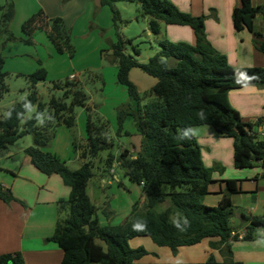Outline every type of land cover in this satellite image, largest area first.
Masks as SVG:
<instances>
[{"label": "trees", "instance_id": "obj_1", "mask_svg": "<svg viewBox=\"0 0 264 264\" xmlns=\"http://www.w3.org/2000/svg\"><path fill=\"white\" fill-rule=\"evenodd\" d=\"M118 2H132L140 6V12L150 18L149 27L159 35L165 25L190 26L196 34V43L172 42L163 39L160 50L148 63L138 60L140 52L133 47L135 56L127 52V44L120 32V16L115 8ZM102 6L113 11V24L118 37L111 45V62L117 68V81L128 89L136 107L120 109V130L125 119L133 116L137 132L142 136L135 155L124 149L116 158L108 159L109 171L114 163L120 165L133 183L141 186L146 197L144 210L133 207L129 219L119 225L104 224L98 216V207L89 194V182L94 176L93 160L100 151L112 147L110 122L102 117L94 119L89 96L81 80L68 78L55 83L54 88L64 91V99L52 97L49 103L40 101L36 85L48 79V71L39 62V69L26 78L30 82L28 97L15 103L0 119V151L14 144L23 135L31 134L34 145L27 149L32 163L46 175L58 174L70 188L67 200L58 202L60 213L66 217L57 222L52 240L64 251L60 264H144L142 258L149 253L144 247L134 248L129 241L149 237L160 247L176 252L180 247L200 244L205 239L212 249H218L225 257L220 262L211 253L206 264H242L234 259L231 243L237 240L256 239L258 228H264L263 217H247L242 213L246 235L239 237V227L233 224L237 208L231 194L240 191L238 180H225L224 199L216 206L204 203L216 182L214 174L222 167H207L202 150L193 133L197 126L210 125L224 137L235 140L234 162L237 168H249L258 163L264 170V138H260L256 126L260 124L243 119L229 102L231 91L248 85L264 86V68H240L230 64L228 57L220 53L206 35V16H194L182 12L170 0H100ZM15 15V5L8 4L2 15L9 23ZM264 17V0H240L233 12L238 31L255 30V19ZM28 36L25 42L32 44L37 32L46 33L59 54L75 55L71 28L65 20L49 17L44 10L31 16L22 26ZM264 52V42L261 44ZM5 61L0 55V100L10 91L6 81L9 73L4 70ZM139 68L154 77L153 98L147 104L140 103L138 87L131 80V71ZM70 100L67 102L66 100ZM84 108L88 114L84 144L73 141V148L82 160L77 170L67 161L48 151L58 128L76 126L75 108ZM36 109L32 117L28 114ZM264 175V171H263ZM0 198L5 202L15 200L10 189L0 184ZM170 201V206L158 212L159 205ZM0 264H26L21 253L0 255Z\"/></svg>", "mask_w": 264, "mask_h": 264}, {"label": "rangeland", "instance_id": "obj_2", "mask_svg": "<svg viewBox=\"0 0 264 264\" xmlns=\"http://www.w3.org/2000/svg\"><path fill=\"white\" fill-rule=\"evenodd\" d=\"M11 2L15 5V15L11 22L5 23L2 15L7 11L8 4ZM115 8L120 16L118 23L122 39L132 40L127 44V52L135 56L133 47H136L140 52L138 60L148 63L160 48L158 38L163 40L167 36L162 34L157 36L151 32L150 18L141 14L139 4L118 2L115 4ZM41 9L49 17H62L71 28L76 48L72 58L67 54L57 53L44 32H37L32 39V44L25 42L28 36L23 32L22 26L26 20ZM112 18V9L109 6H102L100 0H0V55L5 61L4 70L9 73L6 81L10 88V91L0 100V119L15 103L28 97L31 84L26 77L39 69V62L48 71V79L40 81L36 85L38 97L44 103H49L52 97L64 99V91L55 89V83H63L68 78L81 80L83 88L90 98L89 104L92 108L93 118L102 117L110 122L113 144L112 147L100 151L98 156L92 159L94 176L89 182L88 194L99 209L100 221L104 224L119 225L129 219L136 204L139 205L141 211L144 210L146 197L142 188L130 181L120 165L114 163L113 168L109 171L107 163L110 156L118 158L127 148L135 155L136 149L140 148L142 142V136L137 132L133 116H128L125 119L123 128L120 130L119 110L129 106L136 107V103L129 96L128 89L118 83L117 68L111 62V45L118 39ZM130 78L138 87L140 103L144 105L152 101L150 92L157 80L139 68L132 71ZM66 101L70 102L69 99ZM35 111L36 109H33L29 115ZM75 113L76 126L72 129L64 127L61 131L58 128L57 135L49 146L53 148H49L50 151L56 150L65 158L72 170L79 169L82 160L74 151L73 145L68 143L73 140L78 144L85 143V127L88 116L86 110L81 107L75 108ZM197 127L211 128L217 135H220L213 126ZM215 138V142L210 144L211 150L207 152V158L213 157V149L218 150L219 146L224 152L221 156L228 158L229 147L219 143L218 140L222 138ZM197 142L202 152L208 148L205 141L199 143L197 139ZM214 144L218 145L213 146ZM221 167L223 171L218 169L216 171L220 175L225 170L223 166ZM259 168L258 163L255 162L252 167L245 169L259 171ZM102 178H105L107 182H104ZM169 206L170 201H166L156 210L161 212ZM241 209L238 208L239 211ZM244 211L246 212L245 208ZM236 213L241 212L236 211ZM60 214L61 218L66 217L65 212ZM235 226L238 227V225ZM241 226L245 225L241 224ZM143 238L145 243L148 240L150 244H154L149 237ZM206 240L210 241V239ZM129 243L132 246V240ZM147 255L144 257L152 256L149 253ZM143 258L141 262H143Z\"/></svg>", "mask_w": 264, "mask_h": 264}, {"label": "crops", "instance_id": "obj_3", "mask_svg": "<svg viewBox=\"0 0 264 264\" xmlns=\"http://www.w3.org/2000/svg\"><path fill=\"white\" fill-rule=\"evenodd\" d=\"M170 1L182 12L207 17L208 40L220 53L228 57L232 66L264 68V52L261 50L264 38L248 30L238 31L234 25L233 12L240 5V0ZM254 1L255 4L260 3V0ZM255 30L260 34L264 33L263 15H258L255 19ZM161 34L167 36L166 39L170 41L196 43L195 31L190 26L165 25L159 35ZM158 40L161 41L159 38ZM228 99L244 120L252 123L261 121L256 126V130L260 138H264V86L248 85L240 90L231 91ZM33 113L28 114V117H32ZM59 128L61 131L64 126ZM193 133L199 143L205 141L208 144V148L202 152L205 165L212 168L216 166L225 168L222 175L215 172L216 182L211 185L210 194L206 196L204 203L209 206L218 205L225 197V180H238L240 191L230 196L237 212L250 218L263 217L264 175L262 169L253 171L236 167L235 143L232 138L217 135L207 127H196ZM215 137L222 138L218 140L219 143L229 147L228 158L221 156L224 153L221 146L218 150L213 149V157L207 158V152L211 150L210 146L215 142ZM73 141L68 144L73 145ZM33 143L34 137L27 134L0 151V184L10 189L16 198L11 202H5L0 198V255L21 253L26 264H60L64 258V251L52 240V236L61 218L58 202L67 200L71 190L60 175H46L35 167L27 153V149L32 147ZM216 145L218 144L213 146ZM49 148L52 146L48 147V151L51 150ZM52 153L65 160L56 150ZM102 179L107 182L105 178ZM238 208H242L241 211ZM233 218L234 225H238L240 233L243 232L245 229V226H241L243 220L235 215ZM257 234L256 239L237 240L230 244L236 261L242 264H264V228H261ZM212 241L217 240L205 239L200 244L180 247L174 252L154 242L150 244L148 240L145 243V239L141 237L132 239V247H147L149 254H152L153 257L143 258L144 264H206L211 253L223 262L225 257L218 249H212Z\"/></svg>", "mask_w": 264, "mask_h": 264}, {"label": "built area", "instance_id": "obj_4", "mask_svg": "<svg viewBox=\"0 0 264 264\" xmlns=\"http://www.w3.org/2000/svg\"><path fill=\"white\" fill-rule=\"evenodd\" d=\"M246 235V230H244L243 232H241L240 234H239V237H240V239H243V237Z\"/></svg>", "mask_w": 264, "mask_h": 264}, {"label": "water", "instance_id": "obj_5", "mask_svg": "<svg viewBox=\"0 0 264 264\" xmlns=\"http://www.w3.org/2000/svg\"><path fill=\"white\" fill-rule=\"evenodd\" d=\"M237 218H239V219H241V220H243V217H242V214L241 213H236V215H235Z\"/></svg>", "mask_w": 264, "mask_h": 264}]
</instances>
